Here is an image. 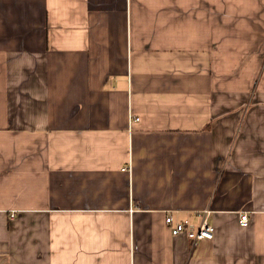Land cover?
<instances>
[{
    "label": "crops",
    "instance_id": "crops-1",
    "mask_svg": "<svg viewBox=\"0 0 264 264\" xmlns=\"http://www.w3.org/2000/svg\"><path fill=\"white\" fill-rule=\"evenodd\" d=\"M0 264H264V0H0Z\"/></svg>",
    "mask_w": 264,
    "mask_h": 264
},
{
    "label": "built area",
    "instance_id": "built-area-1",
    "mask_svg": "<svg viewBox=\"0 0 264 264\" xmlns=\"http://www.w3.org/2000/svg\"><path fill=\"white\" fill-rule=\"evenodd\" d=\"M209 213V210H204L202 212L203 215L198 225H194L188 219L173 221L171 214H167L164 221L172 235L184 232L192 243L195 244L199 240L211 239L213 236L214 228L208 221ZM239 223L242 225L247 223V214L243 213L240 215Z\"/></svg>",
    "mask_w": 264,
    "mask_h": 264
}]
</instances>
